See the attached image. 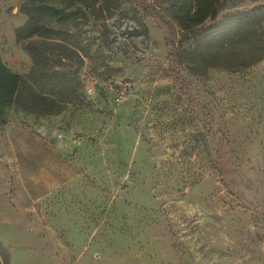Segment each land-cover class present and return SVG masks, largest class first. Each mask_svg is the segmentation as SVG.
I'll return each mask as SVG.
<instances>
[{"label":"rangeland","instance_id":"obj_1","mask_svg":"<svg viewBox=\"0 0 264 264\" xmlns=\"http://www.w3.org/2000/svg\"><path fill=\"white\" fill-rule=\"evenodd\" d=\"M23 1L0 0V56L27 77L32 60L15 38ZM66 27L77 33L70 49L47 51L77 69L78 96L55 114L12 104L0 126L9 263L264 264V17L194 41L166 0H113ZM173 65L207 117L180 93ZM218 136L229 188L211 160ZM60 181L69 185L54 189Z\"/></svg>","mask_w":264,"mask_h":264},{"label":"trees","instance_id":"obj_2","mask_svg":"<svg viewBox=\"0 0 264 264\" xmlns=\"http://www.w3.org/2000/svg\"><path fill=\"white\" fill-rule=\"evenodd\" d=\"M112 1L24 0L21 3L19 12L26 16V22L16 28L15 38L18 43L24 42L32 65L28 76L24 77L11 70L0 56V126L7 123V108L12 104L31 112L55 114L78 96L80 82L76 75L77 69H71L72 66L63 60L65 56H59L56 62L50 63L48 42L70 49L68 44L74 43L77 33L68 30L66 25L86 20L102 3L109 4ZM166 2L168 15L183 31L182 37L194 41L206 37L212 30L227 34L233 26L239 28L264 17V5L242 8L238 3L228 5L227 0ZM171 77L188 102L207 117L205 106L193 100L177 65L172 66ZM208 127L211 129L210 125ZM227 153V141L218 136L211 160L219 171L220 181L229 188L234 171L228 163ZM0 264H10L8 252L1 244Z\"/></svg>","mask_w":264,"mask_h":264},{"label":"crops","instance_id":"obj_3","mask_svg":"<svg viewBox=\"0 0 264 264\" xmlns=\"http://www.w3.org/2000/svg\"><path fill=\"white\" fill-rule=\"evenodd\" d=\"M26 148L32 154H34V151L37 149V151L39 152V154L41 156H43L41 158L44 160L43 162L46 163V165H49V166L52 165V166H57V167H59L61 165V159H60L61 156L58 154V152H56L51 147H48V146L44 145L43 143H40V142H30ZM46 158H51L53 160L49 161ZM66 185H69V182H67V181H60V183H58L54 187V189L55 188H58V187H63V186H66Z\"/></svg>","mask_w":264,"mask_h":264}]
</instances>
